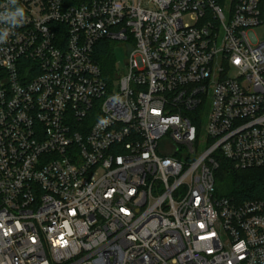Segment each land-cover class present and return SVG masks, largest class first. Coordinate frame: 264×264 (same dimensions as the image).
Listing matches in <instances>:
<instances>
[{
  "label": "built area",
  "instance_id": "obj_1",
  "mask_svg": "<svg viewBox=\"0 0 264 264\" xmlns=\"http://www.w3.org/2000/svg\"><path fill=\"white\" fill-rule=\"evenodd\" d=\"M17 3L24 22H0V264H264V199L215 182L218 156L264 170V0ZM100 42L125 50L111 81Z\"/></svg>",
  "mask_w": 264,
  "mask_h": 264
},
{
  "label": "trees",
  "instance_id": "obj_2",
  "mask_svg": "<svg viewBox=\"0 0 264 264\" xmlns=\"http://www.w3.org/2000/svg\"><path fill=\"white\" fill-rule=\"evenodd\" d=\"M97 57L106 80H113L115 55L111 43L100 42L96 48ZM219 168L215 172L216 195L232 198L238 203L264 199V170H238L223 156L217 157Z\"/></svg>",
  "mask_w": 264,
  "mask_h": 264
},
{
  "label": "clouds",
  "instance_id": "obj_3",
  "mask_svg": "<svg viewBox=\"0 0 264 264\" xmlns=\"http://www.w3.org/2000/svg\"><path fill=\"white\" fill-rule=\"evenodd\" d=\"M9 2L14 7L9 8L3 13H0V22H6L10 26L15 27L24 22L26 18V13L23 6L18 5L17 0H9ZM8 35V29H4L2 33H0V42L6 40Z\"/></svg>",
  "mask_w": 264,
  "mask_h": 264
},
{
  "label": "rangeland",
  "instance_id": "obj_4",
  "mask_svg": "<svg viewBox=\"0 0 264 264\" xmlns=\"http://www.w3.org/2000/svg\"><path fill=\"white\" fill-rule=\"evenodd\" d=\"M257 36H259L260 38L264 37V30L260 29L256 31ZM112 49L115 48V52H116V72L121 73L125 70V59H126V54H125V50H123L122 48L119 47V45L117 46V44L111 43ZM115 84V90L116 92L119 89V80H116L114 82ZM199 134H200V138H201V144H202V148L204 149V138L205 140L207 139V130H206V123H204V127H202L199 130Z\"/></svg>",
  "mask_w": 264,
  "mask_h": 264
}]
</instances>
